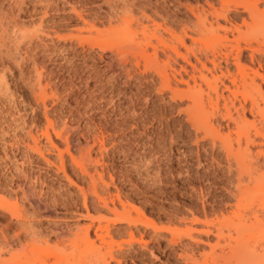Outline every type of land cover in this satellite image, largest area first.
Returning <instances> with one entry per match:
<instances>
[{"label": "rangeland", "instance_id": "1", "mask_svg": "<svg viewBox=\"0 0 264 264\" xmlns=\"http://www.w3.org/2000/svg\"><path fill=\"white\" fill-rule=\"evenodd\" d=\"M203 2L0 0V192L12 208L0 211V264H40L33 259L40 251L47 264L56 263L58 253L71 262L72 239L91 221L86 208L108 225L110 249L95 237L97 223L91 240L104 252L120 253V264H184L178 238L171 244V233L164 231L166 239L156 245L152 236L161 229L183 231L195 218L216 222L225 214L230 179L219 144L194 136L187 103L159 93L150 81L154 75L135 69L130 57L119 62L115 49L117 39L126 37L129 18L164 9L180 20L179 28L192 18L182 5ZM110 26L114 30L106 34ZM79 34L93 42L79 44ZM99 36L111 45L117 41L114 49L93 44ZM35 73L53 94L44 104L33 91ZM47 120L55 131L67 128L63 138L49 128L46 138ZM69 156L85 157L87 173ZM127 214L130 223L121 219ZM138 231L150 242L146 249L129 243L130 233L137 239ZM181 241L187 242L183 236ZM193 251L197 257L200 250ZM104 259L118 264L109 254Z\"/></svg>", "mask_w": 264, "mask_h": 264}, {"label": "bare ground", "instance_id": "2", "mask_svg": "<svg viewBox=\"0 0 264 264\" xmlns=\"http://www.w3.org/2000/svg\"><path fill=\"white\" fill-rule=\"evenodd\" d=\"M182 6L192 18H187L189 20L179 28L177 25L180 20L176 16L153 7L152 16H146L143 11L140 17L134 19L132 16V19H128L131 24L125 39L121 42L117 39L119 44L116 43V38V42L111 45V41L103 40L105 37L101 40L100 36L98 40L101 41L93 43L103 50L114 49L117 44L115 49L119 62L128 61V57L134 59L135 69L142 67L144 74L150 73L156 77V80L154 76L149 80L156 83L159 93L168 95L172 101H185L186 121L194 136L209 139L214 147L218 143V149L225 156L230 179L226 192L230 199L228 198L226 212L221 219L210 222L207 218H195L183 231L161 229L152 238L156 245L162 238L166 239L164 231L171 233V244H176L175 239L178 238L184 264H264V0H204L203 4ZM71 10L73 15L81 18L74 8ZM157 20L162 23L159 24ZM122 22L124 26L126 20ZM91 27L94 29V26ZM112 29L110 26L105 31L106 34ZM95 32L101 35L104 31ZM77 40L79 44L92 41L80 34ZM36 76L32 89L36 90V98L44 104L53 94L47 93L50 87L47 83L42 84L41 74ZM55 126L47 120V139L50 137L48 128L58 138H63L67 128L55 131ZM223 129H226L225 133L221 132ZM69 157L76 167L84 168L82 160L85 157L79 161ZM60 159L59 170L64 172L62 156ZM83 172L87 173L85 168ZM37 202L41 203L40 200ZM1 210L12 211L2 192ZM85 213L91 221L72 239L74 252L71 254L75 253V256L69 262L66 254L63 257L62 253L56 251V256H61L57 257L54 264H104L106 254L120 264V253L115 255L110 250L104 252L90 238V231L97 223L95 229L99 234L96 233L95 237L101 245L110 249V242L106 240L109 239L108 225H102L101 217H91L89 209L86 208ZM121 219L131 222L129 214ZM130 235V244L138 243L146 249L147 243H150L144 241V232L140 231L137 239L132 233ZM182 236L187 242L181 241ZM60 242L62 241L59 239L56 244H62ZM65 242L66 240L63 243ZM7 246L8 243L5 242L3 248ZM194 249L200 250L197 257ZM149 251L152 254V248ZM56 253L52 252V255L55 256ZM29 254L27 253V257ZM42 255L43 252L40 251L34 256V262L39 259L40 264H47L46 260L40 259ZM27 263L25 261L24 264Z\"/></svg>", "mask_w": 264, "mask_h": 264}]
</instances>
